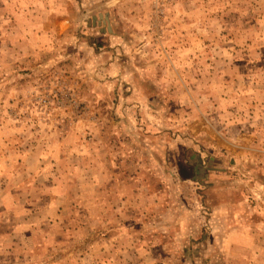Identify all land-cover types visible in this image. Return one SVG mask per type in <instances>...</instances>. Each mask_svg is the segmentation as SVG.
Segmentation results:
<instances>
[{
    "label": "rangeland",
    "instance_id": "rangeland-1",
    "mask_svg": "<svg viewBox=\"0 0 264 264\" xmlns=\"http://www.w3.org/2000/svg\"><path fill=\"white\" fill-rule=\"evenodd\" d=\"M0 264H264V0H0Z\"/></svg>",
    "mask_w": 264,
    "mask_h": 264
}]
</instances>
